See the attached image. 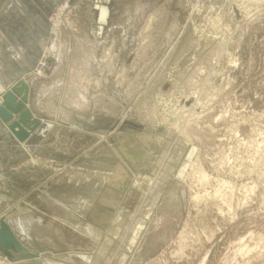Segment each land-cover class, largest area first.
Listing matches in <instances>:
<instances>
[{"label": "rangeland", "instance_id": "obj_1", "mask_svg": "<svg viewBox=\"0 0 264 264\" xmlns=\"http://www.w3.org/2000/svg\"><path fill=\"white\" fill-rule=\"evenodd\" d=\"M37 1L54 126L0 176L14 264H264V0Z\"/></svg>", "mask_w": 264, "mask_h": 264}, {"label": "crops", "instance_id": "obj_2", "mask_svg": "<svg viewBox=\"0 0 264 264\" xmlns=\"http://www.w3.org/2000/svg\"><path fill=\"white\" fill-rule=\"evenodd\" d=\"M14 4H19L22 10L12 7L0 13V96L17 81L25 79L29 84L26 108L40 125L27 137L28 144H24L0 121V176H7L12 169L26 163L54 126L34 109L38 83L29 81L47 39L48 22L39 11L37 0H18Z\"/></svg>", "mask_w": 264, "mask_h": 264}, {"label": "water", "instance_id": "obj_3", "mask_svg": "<svg viewBox=\"0 0 264 264\" xmlns=\"http://www.w3.org/2000/svg\"><path fill=\"white\" fill-rule=\"evenodd\" d=\"M28 93V83L20 79L2 94L0 103V121L20 142L25 141L29 134L40 125V121L34 118L26 108ZM0 253L10 261L32 257L4 215H0ZM38 255L39 252L35 253V256Z\"/></svg>", "mask_w": 264, "mask_h": 264}, {"label": "bare ground", "instance_id": "obj_4", "mask_svg": "<svg viewBox=\"0 0 264 264\" xmlns=\"http://www.w3.org/2000/svg\"><path fill=\"white\" fill-rule=\"evenodd\" d=\"M43 63V62H42ZM38 69H39V67H38ZM37 73V72H36ZM25 80V79H24ZM1 101H2V95L0 96V103H1ZM34 117V116H33ZM37 130V128L34 130V131H36ZM34 131H32L30 134H32ZM29 134V135H30ZM20 142V141H19ZM26 140L25 141H23V142H21V143H24V144H26ZM27 144H28V142H27ZM31 157V156H30ZM110 196V195H109ZM104 201H106L105 199H104ZM116 223H117V220H116ZM114 231H117L115 228L113 229ZM112 230V231H113ZM136 236V235H135ZM132 239V241L131 242H133L134 240H135V237H133V238H131ZM40 256H41V253H40ZM4 260V259H3ZM8 261V260H7ZM10 262V261H9ZM11 263H17V261H14V262H11ZM0 264H2V262L0 261ZM3 264H5V263H3ZM50 264H53V262L52 261H50Z\"/></svg>", "mask_w": 264, "mask_h": 264}, {"label": "built area", "instance_id": "obj_5", "mask_svg": "<svg viewBox=\"0 0 264 264\" xmlns=\"http://www.w3.org/2000/svg\"><path fill=\"white\" fill-rule=\"evenodd\" d=\"M39 63H41V62H39ZM44 65H45V63H44V61H43V63L39 64V69L43 68ZM39 69H38V70H39Z\"/></svg>", "mask_w": 264, "mask_h": 264}]
</instances>
